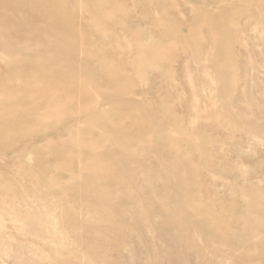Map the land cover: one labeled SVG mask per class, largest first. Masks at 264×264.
I'll return each instance as SVG.
<instances>
[{
  "label": "rangeland",
  "instance_id": "1",
  "mask_svg": "<svg viewBox=\"0 0 264 264\" xmlns=\"http://www.w3.org/2000/svg\"><path fill=\"white\" fill-rule=\"evenodd\" d=\"M28 1L0 0V264H264L262 0H65L70 44Z\"/></svg>",
  "mask_w": 264,
  "mask_h": 264
},
{
  "label": "bare ground",
  "instance_id": "2",
  "mask_svg": "<svg viewBox=\"0 0 264 264\" xmlns=\"http://www.w3.org/2000/svg\"><path fill=\"white\" fill-rule=\"evenodd\" d=\"M30 1V0H29ZM28 1V2H29ZM64 1L65 0H57L56 1V4L54 5L53 3L51 4L50 3V1L48 2V0H39L38 2H36V4H32V9H31V11H32V13H34L35 14V17L38 19V20H43L44 21V23L46 22L47 23V25H49V27H50V29L52 30V28L54 29V30H52L51 32H53L54 33V35L55 36H57L59 39H60V42H62V40L65 42V43H68V44H70L71 42H73L74 40H76L75 38H76V36H78V32L75 30V25L73 24V17L71 16V14L69 13V12H64L63 11V9H62V7H64L63 5H64ZM25 2V1H24ZM262 3H264V0H262L261 1ZM27 3V2H26ZM31 3V2H30ZM256 3V2H255ZM148 4V3H147ZM66 6V5H65ZM27 7H30L29 5H27ZM258 7V6H257ZM246 9V8H245ZM13 11V10H12ZM29 11V10H28ZM28 13H30V12H28ZM32 13H31V15H32ZM264 15V14H263ZM261 16V15H260ZM9 17V16H8ZM33 17V18H32ZM205 17V16H204ZM28 18L29 19H33L34 20V16H31V18L28 16ZM121 18V17H120ZM224 18V17H223ZM28 19V20H29ZM37 20V21H38ZM35 21V20H34ZM31 22H32V20H31ZM33 23V22H32ZM218 23V22H217ZM103 24V23H102ZM214 25H217V24H214ZM220 25L221 24H219V28L221 29V27H220ZM223 26V25H222ZM209 27V26H208ZM218 28V29H219ZM222 29H223V27H222ZM221 29V30H222ZM212 31H214V30H212ZM220 33H218V34H220L221 35V37H223V38H225L226 39V41H227V36H226V34L223 32V30H222V32L220 31V30H218ZM78 33V34H77ZM236 33V32H235ZM214 34V33H213ZM219 36V35H218ZM229 36V35H228ZM216 37V36H215ZM58 39V40H59ZM164 39V38H163ZM77 40H78V38H77ZM79 41V40H78ZM234 43V42H233ZM67 44V45H68ZM82 44V43H81ZM239 44V43H238ZM58 45V44H57ZM63 46H66V44H64ZM160 46H162L161 44H160ZM159 46V47H160ZM221 46V45H220ZM230 46V44L229 45H227L226 44V42L225 41H222V47H223V49L222 48H220V50H221V52H223L222 54L223 55H226V53L227 52H229V51H227V50H229V47ZM7 48V47H6ZM72 48H75V46L74 47H72ZM157 48V47H156ZM155 48V49H156ZM163 48V47H162ZM68 49V48H67ZM157 51H158V49H156ZM160 50H161V48H160ZM67 51V50H66ZM159 53V52H158ZM162 53V52H161ZM71 54V53H70ZM163 54V53H162ZM229 54H230V52H229ZM229 54L228 55H226L227 57L229 56ZM157 55H160V54H157ZM231 55V54H230ZM155 57H159V56H155ZM164 57V56H163ZM163 57H162V55H161V58L163 59ZM166 57V56H165ZM230 57V56H229ZM146 58V57H145ZM147 58H151L150 56H147ZM160 58V57H159ZM231 58V57H230ZM229 58V59H230ZM152 59V58H151ZM157 59V58H156ZM165 59V58H164ZM163 59V60H164ZM161 60V59H160ZM32 61V60H31ZM155 60H153V62H154ZM166 62L168 61L167 60V58H166V60H165ZM162 62H164V61H162ZM155 63V62H154ZM161 63V62H160ZM220 63V62H219ZM159 65V64H158ZM151 66V65H150ZM220 66V65H219ZM48 67V66H47ZM61 67V66H60ZM46 69V68H45ZM48 69H50V68H48ZM42 70V69H41ZM57 70V69H56ZM59 70V69H58ZM253 71V70H252ZM60 73V72H59ZM106 73V72H105ZM43 74V73H42ZM56 75V74H55ZM61 75V74H60ZM3 76V75H2ZM44 76V75H43ZM57 76H59V75H57ZM62 76V75H61ZM8 77V76H7ZM16 79V78H15ZM2 80V79H1ZM0 80V81H1ZM10 81V80H9ZM8 81V82H9ZM17 81H20V79L19 80H17ZM53 81V80H52ZM231 81H233V80H231ZM11 82V81H10ZM54 82H55V80H54ZM56 82H58V81H56ZM227 82H229V81H227ZM19 83V82H18ZM60 83H62V82H60ZM11 84V83H10ZM57 84V83H56ZM69 84H70V82H69ZM237 84V83H236ZM12 85H14L13 83H12ZM45 85V84H44ZM52 84H51V80H49L48 81V86H51ZM53 86V85H52ZM59 86V85H58ZM1 87V86H0ZM12 87V86H11ZM13 87H15V85L13 86ZM54 87V86H53ZM56 87V86H55ZM59 87H61V86H59ZM58 87V88H59ZM66 87H68V85H66ZM70 87V86H69ZM75 87H77V86H75ZM75 87H73V88H75ZM10 88V87H9ZM57 88V87H56ZM71 88H72V86H71ZM70 88V89H71ZM5 89V88H4ZM6 89H7V86H6ZM18 89V88H17ZM52 89V88H51ZM63 88H61V89H59V90H62ZM65 89V88H64ZM235 89V88H234ZM1 91V90H0ZM13 91V90H12ZM43 91V90H42ZM58 91V90H57ZM9 91H7V92H5L4 91V93H8ZM11 92V91H10ZM47 92V91H46ZM46 92H44L42 95H47L48 93H46ZM68 92H69V89H68ZM72 92H73V90H72ZM72 92L70 93L69 92V94H67V91H66V94L68 95V96H70V94H72ZM12 93V92H11ZM3 94V93H2ZM5 95V94H4ZM3 95V96H4ZM13 95H14V93H13ZM7 98H8V100H10L11 98H10V95H5ZM55 96V95H54ZM53 96V97H54ZM67 96V97H68ZM6 97H5V99H6ZM16 97V96H15ZM37 97H39V95L37 96ZM37 97H36V99H37ZM44 97V96H43ZM45 97H50L49 95L48 96H45ZM61 98H62V96H60ZM66 97V96H65ZM10 98V99H9ZM32 99H33V97H31ZM57 98V97H56ZM56 98H52L51 97V99L53 100V99H55L56 101H57V99ZM19 98L17 97V101H16V103H18V101H20V100H18ZM23 99V98H22ZM60 99V98H59ZM46 100V99H45ZM48 100H49V98H48ZM48 100H47V103H49L48 102ZM55 100H53V101H55ZM60 101L61 100H58L56 103L55 102H53L52 103V101L50 102V103H52V104H54V107L56 106V104H57V106H59L61 103H60ZM2 102L4 103V102H6V103H8L7 105H10V106H8V107H11V110H12V105L11 104H13V102L10 100V103L9 102H7L6 100L5 101H3L2 100ZM12 102V103H11ZM14 102H15V99H14ZM45 103H46V101H44ZM37 103H35V106H37L36 105ZM39 104V103H38ZM31 105H33V104H31ZM46 105V104H45ZM1 107L0 108H2V107H4V106H2V105H0ZM17 106H18V104H17ZM17 106H15L14 105V107L13 108H15V110H13V111H18L19 110V108L17 107ZM42 106L41 104L40 105H38L37 106V108H39L40 109V107ZM56 106V107H57ZM17 107V108H16ZM34 107V106H33ZM42 109H43V107H41ZM5 109L7 110L8 108H6V106H5ZM31 109H32V107H31ZM59 110V109H58ZM12 111V112H13ZM1 112H4V110L3 111H1ZM0 112V113H1ZM19 112V111H18ZM17 112V113H18ZM15 113V112H14ZM39 113H41V112H39ZM39 113H36V114H33L34 115V118L32 119V121H30V122H36V120H37V122L39 121L38 120V117H40V115H39ZM2 114V113H1ZM5 115V114H4ZM31 115H32V113H31ZM25 118V117H24ZM35 120V121H34ZM160 120V119H159ZM25 122V121H24ZM23 122V124H27V123H29V121L27 122V123H24ZM40 122V121H39ZM14 123H16V122H14ZM22 124V123H21ZM28 125V124H27ZM139 125V124H138ZM5 126V125H4ZM25 126V125H24ZM120 126V125H119ZM25 127H27V126H25ZM156 127V126H155ZM17 128V127H16ZM24 128V127H23ZM140 128V127H139ZM159 128V127H158ZM0 129H2V130H4L3 128H0ZM6 129V128H5ZM156 129V128H155ZM2 130H1V132H2ZM6 130H9V128L8 129H6ZM8 136V135H7ZM7 136H6V138H7ZM158 143V142H157ZM130 146V145H129ZM90 151V150H89ZM109 151V150H108ZM161 152V151H160ZM116 157V156H115ZM91 161V160H90ZM88 162V161H87ZM72 163V162H71ZM86 163V162H85ZM101 165V164H100ZM191 165V164H190ZM107 170V169H106ZM196 170V169H195ZM90 173H91V171H90ZM102 173V172H101ZM112 173V172H111ZM106 174V173H105ZM175 175V174H174ZM184 173H183V176L182 177H184ZM131 176V175H130ZM98 177V176H97ZM100 177H101V175H100ZM95 178V177H94ZM99 178V177H98ZM102 179H104L103 177H101ZM107 178V177H106ZM74 179H76V178H74ZM97 179V178H96ZM99 180V179H98ZM77 181V180H76ZM81 181H82V179H81ZM186 182H187V180H186ZM78 183H80V182H78ZM83 183V182H82ZM81 183V184H82ZM99 183V182H98ZM106 183V182H105ZM94 184H95V182H94ZM101 184V183H100ZM75 186V188H77L78 186L77 185H74ZM82 186V185H81ZM93 186V185H92ZM98 186V185H97ZM105 186V185H104ZM240 187V186H239ZM83 188H84V186H83ZM89 188V187H88ZM233 188V187H232ZM69 189V188H68ZM77 189H79V187L77 188ZM76 189V190H77ZM98 189V188H97ZM58 190V189H57ZM62 190V189H61ZM74 190V189H73ZM94 190H96L95 188H94ZM59 192H62V191H59ZM90 193V192H89ZM88 193V194H89ZM93 193V192H92ZM95 193V192H94ZM101 193L104 195V194H106V192L105 193H103V191H101ZM190 193V192H189ZM81 195V194H80ZM109 194L107 193V195H106V198H107V196H108ZM105 196V195H104ZM191 196V195H190ZM189 196V197H190ZM109 198V197H108ZM87 199V198H86ZM191 200V199H190ZM189 200V201H190ZM84 201V200H83ZM62 205V204H61ZM196 208H197V206L195 207V210L194 211H196ZM198 209V208H197ZM197 212V211H196ZM205 213V212H204ZM208 214V213H207ZM199 215V214H198ZM197 215V216H198ZM212 215V214H211ZM70 216V215H69ZM68 216V217H69ZM185 216V215H184ZM213 216V215H212ZM211 217V216H210ZM188 218V217H187ZM195 218H197V217H195ZM212 218V217H211ZM214 218V217H213ZM212 218V219H213ZM217 218V217H216ZM181 219V218H180ZM211 219V220H212ZM216 220V219H215ZM214 220V221H215ZM213 221V222H214ZM217 222V221H216ZM109 224V223H108ZM182 224V223H181ZM221 224H222V222H221ZM223 225H224V223H223ZM225 225H226V222H225ZM213 226H214V224H213ZM216 226H218L217 224H216ZM211 227V226H210ZM116 228V227H115ZM224 228V227H223ZM182 229H184V228H182ZM222 229V228H221ZM226 231V230H225ZM121 232V231H120ZM219 233H221V230L219 231ZM225 234V233H224ZM211 235V234H210ZM223 238V237H222ZM77 243V242H76Z\"/></svg>",
  "mask_w": 264,
  "mask_h": 264
}]
</instances>
